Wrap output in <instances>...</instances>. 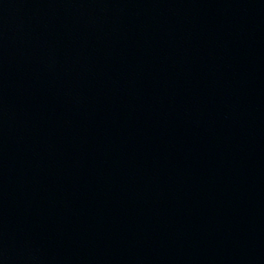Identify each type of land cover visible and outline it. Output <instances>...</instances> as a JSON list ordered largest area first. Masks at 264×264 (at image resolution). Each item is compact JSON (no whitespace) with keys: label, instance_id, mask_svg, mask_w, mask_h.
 Wrapping results in <instances>:
<instances>
[{"label":"water","instance_id":"obj_1","mask_svg":"<svg viewBox=\"0 0 264 264\" xmlns=\"http://www.w3.org/2000/svg\"><path fill=\"white\" fill-rule=\"evenodd\" d=\"M0 264H264V0H0Z\"/></svg>","mask_w":264,"mask_h":264}]
</instances>
